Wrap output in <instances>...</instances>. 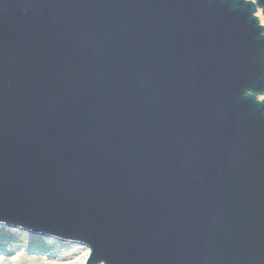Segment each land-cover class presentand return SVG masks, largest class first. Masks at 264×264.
<instances>
[{
    "label": "water",
    "instance_id": "water-1",
    "mask_svg": "<svg viewBox=\"0 0 264 264\" xmlns=\"http://www.w3.org/2000/svg\"><path fill=\"white\" fill-rule=\"evenodd\" d=\"M264 0H0V224L85 264H264Z\"/></svg>",
    "mask_w": 264,
    "mask_h": 264
},
{
    "label": "rangeland",
    "instance_id": "rangeland-1",
    "mask_svg": "<svg viewBox=\"0 0 264 264\" xmlns=\"http://www.w3.org/2000/svg\"><path fill=\"white\" fill-rule=\"evenodd\" d=\"M257 16L264 25L262 13H257ZM260 99H264V96ZM89 253L85 245L63 242L0 224V264H66L78 258H88Z\"/></svg>",
    "mask_w": 264,
    "mask_h": 264
},
{
    "label": "bare ground",
    "instance_id": "bare-ground-1",
    "mask_svg": "<svg viewBox=\"0 0 264 264\" xmlns=\"http://www.w3.org/2000/svg\"><path fill=\"white\" fill-rule=\"evenodd\" d=\"M259 14H261V11L258 12ZM75 246V245H74ZM87 258H78L75 261H71L69 263L66 264H85Z\"/></svg>",
    "mask_w": 264,
    "mask_h": 264
}]
</instances>
